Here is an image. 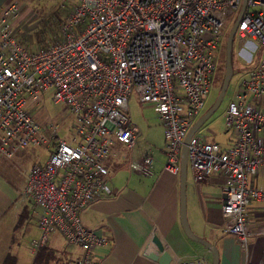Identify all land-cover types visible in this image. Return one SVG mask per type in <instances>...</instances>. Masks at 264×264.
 <instances>
[{"label":"built area","instance_id":"built-area-1","mask_svg":"<svg viewBox=\"0 0 264 264\" xmlns=\"http://www.w3.org/2000/svg\"><path fill=\"white\" fill-rule=\"evenodd\" d=\"M69 11L60 39L29 48L17 38L18 4L0 7V157L45 144L42 162L30 166L24 194L38 210L36 252L51 234L78 252L67 264H90L93 250L106 245L99 231L85 227L80 211L111 196L103 165L111 145L134 144L138 127L128 115V97L150 104L163 127L162 170L179 174L184 136L200 114L217 67L216 55L241 6L233 34L239 57L253 62L224 113L227 143L192 134L185 145L186 169L195 183L222 179V229L247 258L245 206L264 201V182L253 178L264 167V0H57ZM67 4V5H66ZM243 4V5H242ZM47 95L72 116L71 135L49 137L28 110ZM130 167L152 174L146 155ZM174 264H207L198 254L175 257Z\"/></svg>","mask_w":264,"mask_h":264},{"label":"crops","instance_id":"crops-1","mask_svg":"<svg viewBox=\"0 0 264 264\" xmlns=\"http://www.w3.org/2000/svg\"><path fill=\"white\" fill-rule=\"evenodd\" d=\"M20 22L18 20L14 23L13 29L19 41L27 46L24 42L27 40L21 35L23 24ZM38 32H33L35 44L43 41L41 35V42H37L35 35ZM148 106L152 108L150 104ZM129 119L138 127L133 146L127 148L117 142L111 145L103 159V165L110 171L108 185L112 191L111 196L95 200L80 211L81 223L99 231L107 240L106 245L93 250L90 264H159L146 256L153 248L151 237L154 235L171 256L169 264H174L175 257L198 254H203L207 264H210L209 250L189 239L182 230L178 175L162 170L165 160L164 135L159 118L161 135L158 147L151 145L153 134L149 126L142 127L145 134L141 140L138 121ZM225 131L229 130L225 127ZM144 144H147L149 150L145 152L152 158V174L149 176H142L130 167L132 162H140L141 156L146 154H137L139 147ZM135 146L134 160L131 156L128 159L121 155L120 147L132 151ZM23 153L24 149L15 152L19 155ZM10 160L0 157V264H34L39 249L34 252L30 243L39 236L36 225L38 210L24 194L29 170L15 183L11 179L13 173L9 175L6 167ZM252 181L254 185H262L264 182L257 175ZM221 186L222 179L217 175L207 176L203 182L195 183L186 169V219L194 236L208 241L216 248L218 264H242L244 252L234 237L222 229ZM244 218L247 258L252 264H264V201L251 200L245 206ZM42 247L49 250L42 255L48 261L40 264H67L70 257L78 252L76 247L65 245L58 233L51 234Z\"/></svg>","mask_w":264,"mask_h":264},{"label":"rangeland","instance_id":"rangeland-1","mask_svg":"<svg viewBox=\"0 0 264 264\" xmlns=\"http://www.w3.org/2000/svg\"><path fill=\"white\" fill-rule=\"evenodd\" d=\"M9 2H16L18 4V13L13 20V25L18 20L22 22L21 25V35L22 38H25L27 41H24L26 45L30 48H41L48 46L59 38L60 33L58 26L56 28L50 21H46L53 14H58L60 11L62 19L65 18L69 9L67 6H59V3L56 0H0V5L7 4ZM67 5V4H66ZM65 12V13H64ZM233 14L229 15L227 20L228 23L233 20ZM43 21L48 22L49 30L45 31L43 35V41L41 43H34L33 40V32L35 30L40 29L41 23ZM20 22V23H21ZM54 22V21H53ZM54 24H58L55 21ZM59 34V36H58ZM19 36V35H18ZM226 36V35H225ZM220 44L217 55L216 62L217 67L213 74L211 75V88L205 97L204 106L198 115V117L205 112L215 100V97L220 89L221 82L223 79L224 73V41ZM20 37V36H19ZM20 40V39H19ZM21 41V40H20ZM58 41V40H57ZM232 41V75L227 84V87L224 91L222 99L218 104L217 108L213 111V113L204 121V123L195 131L194 135L198 137H204L206 140H212L218 143H227L231 139V132L225 131L224 125V113L227 107V104L232 99L233 94L238 89V86L242 80H245L246 73L251 64L250 60H246L245 58L239 57L238 49L235 48V44ZM30 113L33 115L34 119L41 125V132L44 134L46 138L49 137V124H56L58 136L60 138L65 139L66 141L69 139L71 135V120L72 116L66 111L63 104L58 103L54 104L47 97V95L42 96V101L39 104L29 103L27 106ZM128 114L129 117L135 122L138 121V125L141 130V136L139 139L142 140V135L145 134V130L142 127L146 125L150 127V133L153 134V142L151 145H155L158 147L160 145V125L155 115L154 111L151 107L148 106L147 103L139 102L137 98L131 94L128 97ZM197 117V118H198ZM196 118V119H197ZM195 119V120H196ZM50 148L46 147L45 144L41 143L35 146H29L24 149L23 155L14 154L10 159L9 163L6 167L8 168V173L12 175V180L15 183H18L20 178L26 174L29 170V167L32 163L41 161L47 157L48 151ZM148 151L147 144L141 145L138 149V155L146 153ZM136 151L135 148L131 151L129 149H125L120 147V153L123 156L128 157V159H133V154ZM109 153V152H108ZM148 155V153H146ZM142 155L141 159L146 155ZM107 156V155H106ZM134 160V159H133ZM12 162V163H11ZM108 170V169H107ZM109 171V170H108ZM110 172V171H109ZM257 177L261 180H264V167H261L257 171Z\"/></svg>","mask_w":264,"mask_h":264},{"label":"water","instance_id":"water-1","mask_svg":"<svg viewBox=\"0 0 264 264\" xmlns=\"http://www.w3.org/2000/svg\"><path fill=\"white\" fill-rule=\"evenodd\" d=\"M243 5V4H242ZM242 7L240 8L235 20L230 25L227 34L225 36L224 41V73H223V79L221 82L220 89L215 97V100L211 104V106L203 112L189 127L187 130L183 143L181 145L180 154H179V174H178V188H179V219L180 224L182 227V230L184 234L189 238L192 239L203 246H205L210 254H211V260L210 264H218V252L216 248L209 243L208 241L198 238L193 235L191 232L188 222L186 219V212H185V181H186V149L185 145L188 140V138L195 133V131L204 123V121L213 113V111L217 108L218 104L220 103L222 96L224 94V91L227 87V84L230 80V77L232 75V64H231V58H230V50H231V44L233 41V34L234 30L236 28L237 22L239 20L240 14L242 12ZM151 244L153 245L152 250H150L146 256L159 264H169L171 261V256L169 253L164 249L161 241L158 239L157 236L151 237Z\"/></svg>","mask_w":264,"mask_h":264},{"label":"trees","instance_id":"trees-1","mask_svg":"<svg viewBox=\"0 0 264 264\" xmlns=\"http://www.w3.org/2000/svg\"><path fill=\"white\" fill-rule=\"evenodd\" d=\"M55 12V11H54ZM53 12V13H54ZM52 13V16L50 17V18H48L46 21H50L53 25H55L56 26V28H57V26H58V29L57 30H59V25L61 24V22H62V15H61V13H63V12H59L58 14H53ZM65 13V12H64ZM46 21H43L42 23H41V27H40V29H39V32L38 33H36V38H37V42L38 41H40L41 39H40V36H41V33L42 34H44V32L45 31H48L49 30V26H48V22H46ZM54 21V22H53ZM55 21L56 22H58V24H54L55 23ZM227 33V32H226ZM58 36H59V34H58ZM60 39V36H59V38L57 39V40H59ZM56 40V41H57ZM232 47V46H231ZM230 58H231V60H232V48H231V50H230ZM46 251L47 252H49V250H47L46 248H44V247H42V248H39V250L36 252V256H35V258H34V264H40V263H45L46 261H48V259H46V260H44L42 257V255L44 254V253H46ZM7 259H9V257L7 258ZM7 261V260H6ZM4 264H6L5 262H4Z\"/></svg>","mask_w":264,"mask_h":264}]
</instances>
